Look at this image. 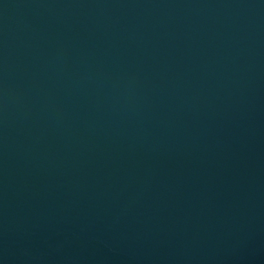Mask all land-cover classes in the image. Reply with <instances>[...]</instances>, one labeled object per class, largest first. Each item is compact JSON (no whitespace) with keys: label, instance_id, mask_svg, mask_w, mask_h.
Masks as SVG:
<instances>
[{"label":"water","instance_id":"water-1","mask_svg":"<svg viewBox=\"0 0 264 264\" xmlns=\"http://www.w3.org/2000/svg\"><path fill=\"white\" fill-rule=\"evenodd\" d=\"M0 264H264V0H0Z\"/></svg>","mask_w":264,"mask_h":264}]
</instances>
